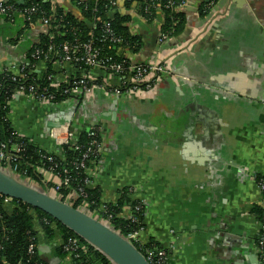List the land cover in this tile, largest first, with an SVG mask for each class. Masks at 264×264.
Wrapping results in <instances>:
<instances>
[{
  "label": "crops",
  "instance_id": "crops-1",
  "mask_svg": "<svg viewBox=\"0 0 264 264\" xmlns=\"http://www.w3.org/2000/svg\"><path fill=\"white\" fill-rule=\"evenodd\" d=\"M0 1L21 7L25 0ZM44 1L78 13L70 1ZM119 10L131 16L127 27L141 43L138 52L121 48L124 57L133 65L166 62L171 70L156 91L118 97L97 89L82 100L81 113L69 103L16 95L8 115L13 129L53 154L59 149L52 126L59 117L74 114L58 128L96 123L104 150L92 186L104 203H117L127 190L144 205L142 244L169 250L170 264H259L254 210L264 208L255 181L264 178V0H187L180 11L185 32L164 45L158 43L161 14L145 20L122 0ZM44 33L41 23L21 13L0 14V73L30 65ZM32 69L40 78L48 67L42 60ZM51 74L53 84L62 85L76 80L79 70L57 61ZM125 207L123 216H131ZM4 208L8 214L15 209ZM37 247L50 264H70L42 234Z\"/></svg>",
  "mask_w": 264,
  "mask_h": 264
},
{
  "label": "trees",
  "instance_id": "trees-1",
  "mask_svg": "<svg viewBox=\"0 0 264 264\" xmlns=\"http://www.w3.org/2000/svg\"><path fill=\"white\" fill-rule=\"evenodd\" d=\"M67 1H70L78 12L77 14L66 12L51 1L35 0L34 5L40 7L42 15L34 16L29 23H40L41 18L46 17L50 19L51 27L48 34H43L40 37V42L31 52L34 55L37 50H40L42 55L39 58H33L30 65L24 66L25 71L23 74L17 76L14 73H9L5 74L6 77L2 76L1 78L0 76L5 88L0 97V138L8 143L10 148L16 145L22 149V154L13 163L14 166H18L15 173L20 180L34 183L40 189L52 191L66 177L70 178L72 183L70 188L62 187L57 196L63 202H69L77 209L87 205V210L96 219L108 224L123 237H127L129 234L145 228L144 205L133 200L127 190L122 192V197L117 203H104L101 200L99 190L92 186V176L89 174V172L96 169L98 162L92 160L88 161L84 168L77 167L85 150L88 148L94 149L104 142L101 135L91 136L87 129H84L78 139L79 150L75 146H62L58 148L57 153L50 154L39 149L29 140L20 137L8 119L11 102L22 85H32L40 94H54L56 100L53 104L69 103L73 112L76 109L77 112L81 113L83 110L82 100L76 99L75 102H72L74 100H70L71 98L63 95L65 89H71L72 82L56 86L53 84L51 66L53 62L57 61L55 56L63 44L74 41L86 42L90 39L91 34L100 37L102 35L101 26L106 22H110L116 34L123 40L122 49H131L133 52L140 51L139 38L133 37L127 27L131 16L129 14L124 15L119 10L121 0ZM122 1L127 10L135 8L140 16L145 15V9L151 3H160L163 5V9L160 11L162 16L161 32L172 40L177 39L185 32L187 24L185 16L180 12L165 9L166 0ZM111 2H116L117 6H112ZM152 11L154 12V19L157 20L159 12L153 9ZM207 15L204 12L201 16L206 17ZM97 46L113 62L125 61L127 64H131L124 57L119 46L112 45L109 41L98 43ZM42 60L46 62L48 70L38 78L35 74H32V66ZM13 77L17 78L16 82L12 80ZM98 159L100 160V158ZM257 180H264V178L258 177ZM80 190L86 194V198L80 196ZM73 193L76 196L73 195L70 199ZM4 201L5 198L0 195V264H50L48 259L42 256L40 250L37 249L39 235L41 234L48 241L56 243L55 254L63 263L69 260L70 264H113L101 252L44 212L14 200L12 203L15 207L14 212L8 214L4 208ZM125 206L130 208L131 216H123ZM254 214L262 221L264 219V208H255ZM69 239H76L80 242V250L75 253L76 257L74 255L70 256L64 249ZM33 243L36 245V250L33 254H29V248ZM138 248L143 254L147 250L159 251L164 249L167 257L171 258L169 250L155 242L140 243Z\"/></svg>",
  "mask_w": 264,
  "mask_h": 264
},
{
  "label": "built area",
  "instance_id": "built-area-1",
  "mask_svg": "<svg viewBox=\"0 0 264 264\" xmlns=\"http://www.w3.org/2000/svg\"><path fill=\"white\" fill-rule=\"evenodd\" d=\"M34 3L35 0H25L24 4L21 7H17L11 3L0 1V14L11 17L15 13H21L26 21L30 22L32 21L34 16L39 14L42 15L40 7L34 5ZM186 4L187 0H166L164 8L173 12H180L182 8L186 6ZM111 5L117 6V3L111 2ZM152 9L158 11L160 14V11L163 9V5L160 3H151L150 6L145 9V15H142L141 17L145 20L155 22L156 19H154V12L152 11ZM40 23L45 29L44 35L48 34L51 27L50 19L43 17L41 18ZM101 32L102 35L100 37H97L95 34H91L90 39L86 42L74 41L65 43L61 46L60 51L56 54L55 59L57 58L58 62L75 65L79 70V77L76 80L72 81L71 89L67 88L63 91V95L71 98L70 100L80 99L86 101L97 89H103L108 94L118 97L128 94L138 96L156 91V87L159 83L161 75L169 74L171 72L168 64L164 62L147 65H133L131 62V64H127V62L125 61L120 63L113 62L110 58L103 54V51L97 46V44L109 41L112 45H117L122 48L123 40L116 34L110 22H106L101 26ZM170 41L171 39H169L168 36L160 31L158 43L160 45H164L166 43H169ZM41 55V51L37 50L33 55V58H39V56ZM24 71L25 67L23 66L20 68L19 73H15V75H21L24 73ZM94 72H97L98 74H100V76L94 77L92 75L94 74ZM9 73L10 72H2L0 73V76L1 78L2 76L6 77L7 75L5 74ZM10 74H12V72ZM1 78L0 97L5 89L3 87ZM114 79L117 80L118 85L110 84L109 80ZM12 80L16 82L17 78L13 77ZM16 95H22L39 102L56 105L53 104V102H55L56 100V96L54 94H40L38 90L32 85L20 86L19 91ZM84 129H87L88 133L91 136H94L96 134L101 135L102 132V129L93 122H90L89 124H86L84 126L82 125L79 128H75L71 124H67L66 126L64 125L61 128H57L56 130L54 129L52 138L56 141L58 148L62 146H75V148L79 150L80 147L78 144V139L79 135ZM9 146L10 145L8 143L2 141L0 138V166L6 170L8 167H10L13 173L16 175L15 172H17L18 170V166H14L13 163H15L20 154H22V149L20 146L16 145L11 148ZM103 150V143L97 145V147L94 149L88 148L84 151L82 160L80 164H77V167L84 168L86 163L92 160H94L93 162L97 163L99 161L98 158H101L102 156L101 153L103 152ZM91 172H89L90 175ZM255 181L258 189L264 196V180L258 181L257 179H255ZM26 182L35 186L34 183H31L29 181ZM71 185V179L66 177L60 184L56 185L54 190L50 192L58 199H60L57 196V193L62 189V187L70 188ZM79 194L80 196H84L86 198V194L82 190H80ZM73 195L76 196V194L73 193L71 194L70 199L73 197ZM4 198V204H12L14 201L11 198ZM86 206L87 205H85L84 207H80V209L87 210ZM137 209L139 210L140 208ZM88 214L91 217L95 218V216L89 211ZM259 223L261 230L256 242L257 256L260 263L264 264V219ZM143 232L144 229H141L138 232L129 234L125 238L138 248V245L140 243L142 244L141 237L143 235ZM64 249L70 256L74 255L76 257L77 255H75V253L80 250V242L76 239H69L67 244L64 246ZM35 250L36 245H34L33 243L29 248V254H33ZM144 256L150 264H170V259L167 257L166 250L164 249L159 251L147 250L145 251Z\"/></svg>",
  "mask_w": 264,
  "mask_h": 264
},
{
  "label": "water",
  "instance_id": "water-1",
  "mask_svg": "<svg viewBox=\"0 0 264 264\" xmlns=\"http://www.w3.org/2000/svg\"><path fill=\"white\" fill-rule=\"evenodd\" d=\"M102 117L108 116L102 114ZM73 118V113L64 114L52 127L58 128L65 121L71 123ZM0 195L44 212L101 252L113 264H150L144 254L114 228L91 217L87 210L63 202L49 190L20 180L10 167L6 170L0 166ZM250 259L254 261V258Z\"/></svg>",
  "mask_w": 264,
  "mask_h": 264
}]
</instances>
